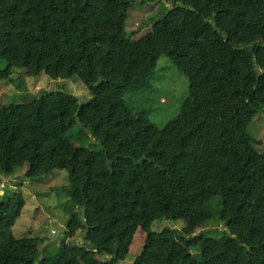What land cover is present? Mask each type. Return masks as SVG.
I'll use <instances>...</instances> for the list:
<instances>
[{
	"label": "trees",
	"instance_id": "obj_1",
	"mask_svg": "<svg viewBox=\"0 0 264 264\" xmlns=\"http://www.w3.org/2000/svg\"><path fill=\"white\" fill-rule=\"evenodd\" d=\"M158 1L0 0V78L77 77L89 96L0 104V264H119L137 230L134 264H264V143L250 133L264 112V0H166L148 31L128 36L132 4ZM161 56L188 96L158 127L150 98L133 96ZM22 170L34 182L68 174L58 256L13 235L25 199L10 176ZM213 221L221 234H187Z\"/></svg>",
	"mask_w": 264,
	"mask_h": 264
},
{
	"label": "rangeland",
	"instance_id": "obj_2",
	"mask_svg": "<svg viewBox=\"0 0 264 264\" xmlns=\"http://www.w3.org/2000/svg\"><path fill=\"white\" fill-rule=\"evenodd\" d=\"M168 2V1H167ZM134 2L126 22L127 35L131 38L139 37L148 31L152 21L158 18L168 7L166 0L157 3ZM136 30L134 36L131 31ZM6 68V63L0 60V72ZM60 91L68 94L79 104L88 99V92L77 77L69 80L51 79L44 73L36 77L27 76L23 69L14 71L7 79L0 78V104H25L41 95ZM141 94L133 96V101L139 97H149L151 110L150 120L158 127L176 118L182 108V104L188 96L187 79L177 70L173 62L166 56H161L157 61V70L149 85L140 90ZM250 133L254 139L264 143V112L257 116L250 127ZM78 145L82 143L76 141ZM93 146V145H92ZM260 151V145H255ZM15 177H18L17 179ZM15 177H11L10 188L19 189L25 199V205L20 216L15 221L12 232L17 239L39 237L43 240L40 245L49 252L60 255L63 251L64 231L67 217L64 204L68 199L67 185L68 174L65 170H55L34 182L24 177V170L19 171ZM8 180V179H7ZM9 182V181H8ZM9 195L13 190H9ZM1 194V193H0ZM162 224H158L161 223ZM157 221L153 229H162L165 226L182 228L181 224H172L169 221ZM159 225V226H158ZM223 224L215 221L205 225L195 224L187 229V234L193 235L207 231L221 234L225 228ZM145 234L140 230L134 234L129 246V253L124 261L119 264H134L135 258L140 254L144 244ZM81 236L67 243H80Z\"/></svg>",
	"mask_w": 264,
	"mask_h": 264
},
{
	"label": "built area",
	"instance_id": "obj_3",
	"mask_svg": "<svg viewBox=\"0 0 264 264\" xmlns=\"http://www.w3.org/2000/svg\"><path fill=\"white\" fill-rule=\"evenodd\" d=\"M8 181H9L8 177H4L3 175H0V193L1 194L4 191V188H5L6 184L8 183Z\"/></svg>",
	"mask_w": 264,
	"mask_h": 264
}]
</instances>
